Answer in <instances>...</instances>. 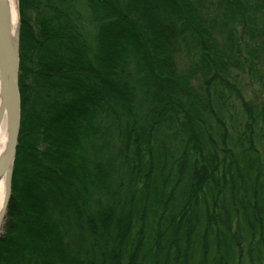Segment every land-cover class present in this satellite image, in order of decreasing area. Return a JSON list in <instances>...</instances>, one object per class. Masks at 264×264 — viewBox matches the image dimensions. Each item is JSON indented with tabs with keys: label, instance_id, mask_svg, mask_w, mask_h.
Here are the masks:
<instances>
[{
	"label": "trees",
	"instance_id": "trees-1",
	"mask_svg": "<svg viewBox=\"0 0 264 264\" xmlns=\"http://www.w3.org/2000/svg\"><path fill=\"white\" fill-rule=\"evenodd\" d=\"M19 8L0 264H264V0Z\"/></svg>",
	"mask_w": 264,
	"mask_h": 264
},
{
	"label": "water",
	"instance_id": "water-1",
	"mask_svg": "<svg viewBox=\"0 0 264 264\" xmlns=\"http://www.w3.org/2000/svg\"><path fill=\"white\" fill-rule=\"evenodd\" d=\"M19 9V0L17 2ZM20 25L11 29L9 0H0V120L5 117L7 141L0 155V178L5 180V199L0 211V234L7 218L21 124Z\"/></svg>",
	"mask_w": 264,
	"mask_h": 264
},
{
	"label": "rangeland",
	"instance_id": "rangeland-1",
	"mask_svg": "<svg viewBox=\"0 0 264 264\" xmlns=\"http://www.w3.org/2000/svg\"><path fill=\"white\" fill-rule=\"evenodd\" d=\"M19 20L20 8H19ZM21 26V25H20ZM234 83L241 88L242 95L252 106L264 108V71L259 70L257 74H253L251 67L245 66L243 69L233 71ZM233 102H240L238 96L235 95ZM6 222V221H5ZM4 232H1V234Z\"/></svg>",
	"mask_w": 264,
	"mask_h": 264
},
{
	"label": "bare ground",
	"instance_id": "bare-ground-1",
	"mask_svg": "<svg viewBox=\"0 0 264 264\" xmlns=\"http://www.w3.org/2000/svg\"><path fill=\"white\" fill-rule=\"evenodd\" d=\"M18 0H9L10 5V20H11V29L15 33L18 23H19V9H18ZM7 141V124L6 119L3 117L0 120V155L5 149ZM5 199V180L0 178V211L3 208Z\"/></svg>",
	"mask_w": 264,
	"mask_h": 264
}]
</instances>
